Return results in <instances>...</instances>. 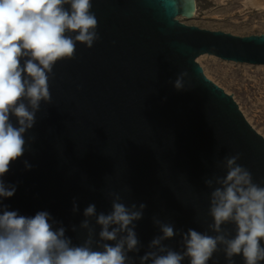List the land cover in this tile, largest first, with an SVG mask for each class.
Returning <instances> with one entry per match:
<instances>
[{"label": "water", "instance_id": "1", "mask_svg": "<svg viewBox=\"0 0 264 264\" xmlns=\"http://www.w3.org/2000/svg\"><path fill=\"white\" fill-rule=\"evenodd\" d=\"M195 9L196 0H92L100 40L91 49L77 43L75 59L54 66L52 103L41 104L28 150L3 177L17 185L3 200L9 210L48 211L81 243L84 209L95 204L97 213H108L107 193L120 192L127 205L147 206L135 222L143 255L160 234L153 217L178 230L208 231L211 190L204 180L224 175L218 164L225 155L241 153L238 162L264 181V137L196 61L212 55L264 65V34L239 36L177 19ZM181 71L188 76L178 91L172 82ZM224 228L235 235L234 225ZM165 243L181 250L179 236ZM209 264H227L223 252ZM235 264H243L241 256Z\"/></svg>", "mask_w": 264, "mask_h": 264}, {"label": "clouds", "instance_id": "2", "mask_svg": "<svg viewBox=\"0 0 264 264\" xmlns=\"http://www.w3.org/2000/svg\"><path fill=\"white\" fill-rule=\"evenodd\" d=\"M91 9L92 0H0V264H136L137 256L139 264H184L185 260L209 264L221 251L227 264H235L237 256L243 264H262L264 181H254L252 172L238 162L239 152L219 162L224 175L204 180L211 190L208 231L178 230L153 217L160 234L143 255H138L143 245L135 222L143 218L147 206L127 205L120 192L107 193L111 199L108 213H97L95 204L84 209L81 243H74L63 223L48 211L26 216L3 204L17 190L16 184L6 183L3 177L28 150L26 135L36 124L41 104L52 103L49 81L54 66L75 59L77 43L91 49L100 40ZM187 76V71L177 74L172 82L176 90H185ZM23 163L26 170L31 169L27 160ZM78 210L74 198L72 211ZM228 224L234 225L235 235L225 230ZM71 230L77 232V226ZM177 236L179 251L165 243Z\"/></svg>", "mask_w": 264, "mask_h": 264}, {"label": "rangeland", "instance_id": "3", "mask_svg": "<svg viewBox=\"0 0 264 264\" xmlns=\"http://www.w3.org/2000/svg\"><path fill=\"white\" fill-rule=\"evenodd\" d=\"M177 19L239 36L264 34V0H196L193 16ZM196 61L211 81L233 96L248 122L264 137V65L212 55H202Z\"/></svg>", "mask_w": 264, "mask_h": 264}, {"label": "bare ground", "instance_id": "4", "mask_svg": "<svg viewBox=\"0 0 264 264\" xmlns=\"http://www.w3.org/2000/svg\"><path fill=\"white\" fill-rule=\"evenodd\" d=\"M194 14V13H193ZM181 17V16H180ZM183 17V16H182Z\"/></svg>", "mask_w": 264, "mask_h": 264}]
</instances>
